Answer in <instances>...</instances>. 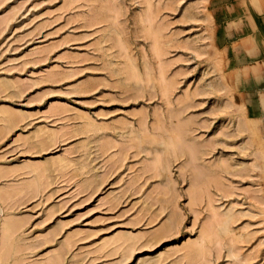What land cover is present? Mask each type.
I'll return each mask as SVG.
<instances>
[{
	"label": "rangeland",
	"instance_id": "374dc122",
	"mask_svg": "<svg viewBox=\"0 0 264 264\" xmlns=\"http://www.w3.org/2000/svg\"><path fill=\"white\" fill-rule=\"evenodd\" d=\"M0 264H264V0H0Z\"/></svg>",
	"mask_w": 264,
	"mask_h": 264
},
{
	"label": "crops",
	"instance_id": "0c3cea01",
	"mask_svg": "<svg viewBox=\"0 0 264 264\" xmlns=\"http://www.w3.org/2000/svg\"><path fill=\"white\" fill-rule=\"evenodd\" d=\"M244 34H247V33H243L239 36L242 37ZM248 60H250V56L247 53H244L243 55H241V60L238 63H236L237 65H235V67H240V66H243L244 64H249Z\"/></svg>",
	"mask_w": 264,
	"mask_h": 264
},
{
	"label": "bare ground",
	"instance_id": "6f19581e",
	"mask_svg": "<svg viewBox=\"0 0 264 264\" xmlns=\"http://www.w3.org/2000/svg\"><path fill=\"white\" fill-rule=\"evenodd\" d=\"M249 38V37H248ZM247 128L249 127L248 125H250V123H249V120L247 121ZM248 129H250V128H248ZM251 130V129H250ZM252 131V130H251ZM255 134H256V132H255ZM229 219H230V217H229ZM228 218L227 219H225L224 220V222H223V224H222V230L223 231H227V223H228V220H229ZM6 259H7V257H6ZM5 259V260H6Z\"/></svg>",
	"mask_w": 264,
	"mask_h": 264
}]
</instances>
